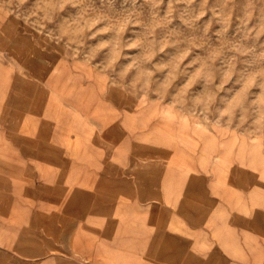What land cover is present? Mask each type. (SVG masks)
Listing matches in <instances>:
<instances>
[{
    "label": "rangeland",
    "instance_id": "rangeland-1",
    "mask_svg": "<svg viewBox=\"0 0 264 264\" xmlns=\"http://www.w3.org/2000/svg\"><path fill=\"white\" fill-rule=\"evenodd\" d=\"M160 203L264 264V0H0V264L90 261L105 217L137 264Z\"/></svg>",
    "mask_w": 264,
    "mask_h": 264
},
{
    "label": "crops",
    "instance_id": "crops-1",
    "mask_svg": "<svg viewBox=\"0 0 264 264\" xmlns=\"http://www.w3.org/2000/svg\"><path fill=\"white\" fill-rule=\"evenodd\" d=\"M157 215L159 216L158 220L152 227H147L145 224L138 222L136 225L137 229H133L130 232L129 226L128 232L131 233L130 237L132 240H130L133 241L132 249L134 250L131 255L137 256V264H163V260L159 259V257L177 256L179 236L186 238L187 248L185 256L189 258L208 256V264H223L220 262V256L223 254L220 251L219 240L211 234V229L186 222L185 225L181 226V235H179L178 225L172 221V217L178 215L175 208L163 206L160 203ZM110 223L112 221L105 217L98 231L95 230V239L97 241L90 251V261L81 257L79 259L73 257L72 262L74 264H103L107 261V257L111 254L112 249ZM2 228L0 225L1 232ZM4 232L10 233L11 228L5 226ZM5 237H12V234H7ZM203 243L207 244V248L203 249L204 251L202 248L205 247L201 246Z\"/></svg>",
    "mask_w": 264,
    "mask_h": 264
}]
</instances>
